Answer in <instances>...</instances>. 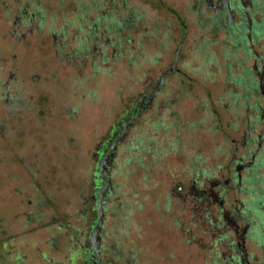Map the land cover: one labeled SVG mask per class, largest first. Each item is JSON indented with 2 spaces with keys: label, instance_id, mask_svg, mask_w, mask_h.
<instances>
[{
  "label": "rangeland",
  "instance_id": "374dc122",
  "mask_svg": "<svg viewBox=\"0 0 264 264\" xmlns=\"http://www.w3.org/2000/svg\"><path fill=\"white\" fill-rule=\"evenodd\" d=\"M251 1L264 23V0ZM211 4L0 0V264L85 262L98 151L143 101L100 167L102 264H229L243 250L245 264H264V168L229 193L235 207H262L240 224L254 228L243 244L223 239L234 225L217 207L194 201L196 179L226 180L234 157L259 156V138L264 151L255 52ZM255 50L264 67V39ZM177 53L181 73L152 96Z\"/></svg>",
  "mask_w": 264,
  "mask_h": 264
},
{
  "label": "flooded vegetation",
  "instance_id": "af4514ba",
  "mask_svg": "<svg viewBox=\"0 0 264 264\" xmlns=\"http://www.w3.org/2000/svg\"><path fill=\"white\" fill-rule=\"evenodd\" d=\"M213 1L214 4L208 8V10H213L215 13L216 24L218 27H224L225 33L228 35L229 38L233 39L236 42H240L243 40H247L251 44V52H255V66L254 70L257 76L259 83H264V67L261 66L262 62L260 61V57L257 54L255 47L256 44L260 43L262 39H264V23L262 19L258 18V15H261V11L255 7L253 1L251 3H247L248 0H208ZM186 33V32H185ZM186 40V37L183 38V44ZM182 45L179 46L178 52L181 50ZM179 53H177V58L175 59L173 65H170L167 71L163 74L162 78L159 80L156 86H154L151 90V95L153 96L159 88L164 85L165 80L168 76L174 74H180L181 70L177 68V61H178ZM260 87V85H259ZM261 95L264 96V86L263 88H259ZM147 101H150L148 98ZM146 104V101L141 102L140 105L134 106L133 111L131 112V117L125 116L123 123L130 124L133 119L136 118L137 115L141 110L140 108ZM134 114V115H133ZM129 117V118H128ZM117 130H113L112 135V144L111 149L114 147L116 141L122 135V131L124 129V125H122L121 129L116 126ZM261 138H259V143L257 145V152H251L252 160L246 162L243 158L236 159L234 157L232 163H234L235 171L234 173L231 171H227V179L226 180H214L209 181V185L203 184L201 181L197 179L194 181V185L192 186V191L195 192L194 201L197 202L199 208L205 209H213L217 207L219 209L218 212L222 213V217L225 222H231L234 225L233 230L226 226V231L223 232V239L230 240V236H234L237 234L240 235V244L245 243L246 238L249 234L252 233V229L254 228L251 226L252 223L247 222L244 229H241V223H244L247 219V215L250 210L258 211L259 208L254 207L255 198L252 197L253 203L252 207H244V204L235 207V202L232 203L231 199L229 198V193H239L242 188L243 183V174H246V180L250 179L255 172H258L262 168H264L262 157L264 156V151L262 152L261 148ZM247 143L243 144V147H246ZM238 148L235 146V152H237ZM256 153V155H255ZM231 182L236 184V187L233 190H230ZM101 228V227H100ZM99 228V229H100ZM96 229V225L93 228V231ZM98 229V230H99ZM97 235V233H96ZM96 237V236H95ZM92 240V239H91ZM239 243L235 244L231 242L228 246L233 249V251H237V247H240ZM94 242L92 240V245L90 248L84 249L85 255H87L86 260L83 264H102L101 258V250L97 247L96 241V251L93 250ZM243 255V257H242ZM240 257L239 255H235ZM240 260L242 264L246 263V259L244 258V250L241 252Z\"/></svg>",
  "mask_w": 264,
  "mask_h": 264
},
{
  "label": "trees",
  "instance_id": "16d2710c",
  "mask_svg": "<svg viewBox=\"0 0 264 264\" xmlns=\"http://www.w3.org/2000/svg\"><path fill=\"white\" fill-rule=\"evenodd\" d=\"M112 21V23H116L117 24V26H118V28L120 29V28H122V26H123V22H121V21H114V20H111ZM99 22V21H98ZM107 31L109 32V29H107ZM246 79H245V77H243V78H241L240 80H238L237 79V81L239 82H241V84H242V82H244ZM261 110V109H260ZM131 115L132 114H130L129 115V117H131ZM134 115V114H133ZM135 115H138V114H135ZM124 123H122L121 124V127H122V125H123ZM121 127L119 126V129H121ZM114 130H117V129H114ZM110 142H105V143H103L102 144V148L101 149H99V151H98V156H99V160H100V162H99V164L97 165V167H99V171L95 174V180H93V183H94V187L96 188V190H97V192L99 193V191L101 190V189H103L104 188V186H105V184H106V179H105V176L103 175V172H102V169L100 170V167L102 168V166H103V164H104V162L102 161L104 158H106L107 157V153L111 150L112 151V149H111V144H112V135H111V138H110V140H109ZM258 143H259V139H257L256 141H254V144L255 145H258ZM249 181H251L252 183H253V181H252V179L250 178L249 179ZM97 196H98V194L96 195V198H97ZM262 202H263V205H262V207H264V197H262ZM261 206L259 207V210L260 211H262V208ZM96 211H97V213H98V216H97V219H96V222L94 223H92V226H93V228H94V226L96 225V227H97V225H98V223H99V221H100V219H101V216L99 215V209H98V203L96 204ZM89 212H87V210H85V212H83V214H85V220L86 221H89V220H91V218L89 217L90 216V213L88 214ZM262 213H264L263 211H262ZM256 232H257V234L258 235H260V237H261V242H264V234L263 233H261L260 231H258L257 229H256ZM92 234H93V232H92ZM229 261V264H242V262H241V260H240V257H238V256H234V257H232V259H230V260H228Z\"/></svg>",
  "mask_w": 264,
  "mask_h": 264
},
{
  "label": "water",
  "instance_id": "95a60500",
  "mask_svg": "<svg viewBox=\"0 0 264 264\" xmlns=\"http://www.w3.org/2000/svg\"><path fill=\"white\" fill-rule=\"evenodd\" d=\"M263 86H264V83H261V84H260V87L263 88ZM125 128H126V123H124V129H123V131H125ZM123 131H122V132H123ZM101 202H102V201H101V190H100V192L98 193V196H97V203H98V209H99V215H100V216L102 215V206H101ZM101 226H102V220L100 219V221H99V223H98L96 229L93 231V234H92V240H93V242H94L93 250H95V251H96V241H95V236H96V233H97L98 229H99Z\"/></svg>",
  "mask_w": 264,
  "mask_h": 264
}]
</instances>
